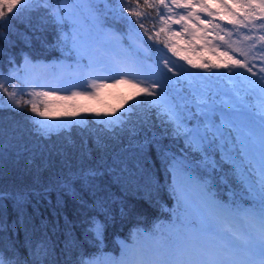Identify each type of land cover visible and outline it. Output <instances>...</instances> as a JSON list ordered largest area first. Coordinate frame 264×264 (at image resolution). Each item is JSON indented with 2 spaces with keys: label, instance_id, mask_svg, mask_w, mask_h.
<instances>
[{
  "label": "snow or ice",
  "instance_id": "1",
  "mask_svg": "<svg viewBox=\"0 0 264 264\" xmlns=\"http://www.w3.org/2000/svg\"><path fill=\"white\" fill-rule=\"evenodd\" d=\"M53 2L0 0V26L5 21L11 24L25 12L46 8L52 21L59 26L58 46L62 51L68 49L69 55H76L77 80L71 84V88L78 90H71L70 95H58V91L68 89L36 84L27 75L21 77L16 71L10 72L7 77L0 72V80L19 79L24 84L23 88L13 87L9 91L5 83L0 82V93L7 96V103L0 98V107L22 109L27 106L34 114L30 119L35 130L42 137L67 133L65 139L70 140L74 128H84L85 131L79 134L94 136L97 141H101L104 132L113 133L117 128L127 127L139 109H155L164 135L183 143L178 153L160 148L161 161L166 171L173 175L171 190L177 200L167 236L162 234L151 250H146L134 238L132 244L123 246L120 258L114 259L112 264H264V102L258 113L257 157L253 130L246 124L238 125L227 118L218 122L214 116L216 106L210 103V93L191 88L194 81L207 83L212 79L226 78L236 91L237 101L240 99L241 89L237 87L240 81L246 82L250 90L259 88L264 96V47H257V43H264V34L254 35L257 30L264 32V0H232L233 7L226 0H143V4L140 0H123V3L116 0L117 7L109 11L118 12L119 19H125L122 15L124 11L136 17L138 27L143 29V36L152 41V45H147L143 36L136 31V25L126 21L130 31L144 45L145 55L125 56L116 63L106 59V54L116 53L115 48L101 44L95 38V33L106 31L105 18L97 0H56L58 6H53ZM61 4L63 7L59 6ZM81 5H86L83 16L79 14ZM213 7L220 10L213 11ZM234 7L240 10L239 14L233 10ZM148 9H155L157 13L151 29L143 22V17L150 15L146 11ZM217 18L227 20L232 26L227 30L228 36H240V29L243 28L246 34L242 35V41L252 43L248 47H233L236 42L226 40L222 34L226 30L217 22ZM257 21L262 23L258 25ZM173 25H178L179 29L174 30ZM162 34L166 39H162ZM173 40H184L193 52L206 50L215 58L206 60L201 56L198 62H194L188 56L181 55V49ZM158 44L163 47H154ZM230 51L239 52L243 60L230 54ZM148 53H152V56L149 57ZM172 57L185 61L191 69H199L210 75L202 76L200 72L189 71ZM220 57L225 59L221 60ZM85 58L88 63L83 65L80 61ZM149 59L151 63H148ZM24 65L26 69L34 66L27 56ZM237 68L244 71H234ZM111 72L117 75L100 74ZM245 73L253 77L259 73V76L257 80H251ZM109 80L112 82L108 83ZM122 84L136 90L132 99L141 93L145 98L136 100L120 115L113 112L111 116L114 118H107L109 114L105 113L106 118L98 120L103 127L95 132L87 127L90 122L76 119L78 113L75 111L63 113L71 119L61 123L45 122V118L52 114L50 101L78 97L94 99L101 89ZM25 95L31 99H24ZM236 106L239 107V104ZM95 115L99 118L101 114ZM194 170H203L204 173L196 179V183L204 193L205 210L194 208L183 194L184 182L191 179ZM217 173L226 184L231 173L240 189L239 192L233 191V196L238 197L242 192L251 197V207L241 210L235 206V200L231 204L219 201L213 193ZM123 211L122 208V214ZM89 231L103 244L104 223L94 219ZM46 255V250L41 253L37 249L33 253L35 264H44L42 257ZM0 264L19 262L15 258L6 259L0 252ZM81 264L98 262L90 259L81 261Z\"/></svg>",
  "mask_w": 264,
  "mask_h": 264
},
{
  "label": "trees",
  "instance_id": "2",
  "mask_svg": "<svg viewBox=\"0 0 264 264\" xmlns=\"http://www.w3.org/2000/svg\"><path fill=\"white\" fill-rule=\"evenodd\" d=\"M97 2L106 29L115 31L129 49L137 47L138 51H143L144 45L126 22L136 25V31L143 36L137 18L124 11L125 19H119L118 12L109 11L117 7L116 0H107V4L105 0ZM140 3L143 4V0ZM53 6H57L56 0ZM233 10L239 14V10ZM146 11L150 15L143 17V22L151 29L157 13L155 9ZM65 28L67 30L68 26ZM134 35L132 39L138 41L141 49L131 45L133 41L129 36ZM59 36V26L52 21L46 8L25 12L11 24L2 22L0 72L5 77L13 71L20 75L25 56L31 62H68L72 57L68 49L62 51L58 46ZM162 39H166L163 34ZM143 40L152 45L146 36ZM172 42L177 43L182 56L190 58L186 47L175 40ZM199 53L206 60L212 58L206 50L196 51V55ZM147 55L151 57L152 53ZM191 70L202 76L210 75L199 69ZM227 81L226 78L202 84L194 81L191 88L208 91L210 103L220 110L219 89L231 88ZM4 83L9 91L13 87L23 88L19 79ZM0 98L7 103L6 95L0 93ZM23 98L30 99L26 95ZM128 98L119 115L145 97L142 94L135 99ZM81 100L79 105L85 104L86 100ZM261 104L253 108H260ZM32 117L34 114L27 106L22 109L0 107V252L6 259L15 258L19 264H35L33 253L39 249L41 253L47 251L46 257H42L44 264H81V261L97 257L117 256L135 237L156 242L162 234L167 236L165 226L173 219L177 201L171 190L172 173L166 171L161 161L160 148L178 153L183 143L164 135L155 109H139L127 127L117 128L113 133L104 132L101 141L91 135L81 136L79 133L85 131L84 128H74L70 140L65 139L67 133L42 137L36 132ZM76 119L90 122L87 127L94 132L103 127L98 122L103 117L78 114ZM191 174L196 178L204 175L203 170H194ZM227 179L226 184L217 173L213 193L227 204L235 200L239 209L251 207V197L242 192L238 197L233 196V191L240 189L231 173ZM94 219L105 224L103 244L89 231Z\"/></svg>",
  "mask_w": 264,
  "mask_h": 264
},
{
  "label": "rangeland",
  "instance_id": "3",
  "mask_svg": "<svg viewBox=\"0 0 264 264\" xmlns=\"http://www.w3.org/2000/svg\"><path fill=\"white\" fill-rule=\"evenodd\" d=\"M230 4H232V0H227ZM98 4V2H97ZM62 5V4H61ZM210 5H212L210 3ZM58 6V5H57ZM60 6V5H59ZM63 7V5H62ZM86 7V5H81L80 6V12L79 14L81 16L85 15V13L83 12V9ZM235 8V7H234ZM236 10H239L238 8H235ZM220 10L216 7V11ZM178 11H183V10H178ZM240 13V10H239ZM202 18L204 17L203 14H201ZM218 23H220L222 25V27L226 30L225 33H222L225 35L226 40L227 39H231L232 41L236 42L233 44V47H237V48H241V47H248L252 42H243L241 37L243 34H246V30L241 28L240 29V36L237 35H231L228 36L227 35V30L231 29L232 26L229 25L227 23V21L225 20L224 23H221L219 20L217 21ZM258 25L260 23H262V21H257L256 22ZM86 25L88 27H90V25L88 24V22L86 21ZM174 30H178L179 26L178 25H173L172 26ZM70 34V32H69ZM264 34V32H261L260 30H257L254 35L258 36ZM130 39L134 42L135 45H138L139 48L141 49L140 45L138 44V41H134L132 38L136 37V35L134 36H129ZM95 38L96 41L104 44V45H111L113 48H115L116 53L115 54H106V59H109L112 63H116L118 60H122L123 57L125 56H131V55H135V53H143L144 51H138L137 48L132 47V49H129L127 47H124L123 45L120 44V40L121 37H119V35L113 31L112 29H106V31H102L99 33H95ZM209 39H211V37H209ZM214 43H220L218 41H214ZM179 45H182L183 47H186L185 49L188 50V52H190L191 55L190 56L191 59H193L194 62H198L200 59V54L196 55V52H193L189 46H187L184 43V40H180L179 41ZM131 47V46H130ZM257 47H264V43H257ZM200 48V45H197V49ZM199 52V51H198ZM144 54V53H143ZM230 54L236 56L237 53H232L230 51ZM171 55V54H170ZM72 57L71 60H68V62L66 61H60V60H50V61H34L32 62V65L34 66H29L27 69L24 67L22 68V73L20 71V76L23 77L25 75H27L28 79L36 84H41V85H46L49 87H55V88H62V89H68V90H61L58 91V95H70V91L71 90H78V89H72L71 88V84L76 82L77 80V75L75 73V68H76V55L71 54L69 55ZM212 58L213 54L211 53ZM236 58H239L236 56ZM173 60L176 61L177 64H182L185 68H188L189 71H192L190 66H188L186 64V62L183 60H180L177 57H172ZM221 60L225 59L223 57H220ZM241 59V58H239ZM73 60V62H71ZM242 60V59H241ZM71 62V63H69ZM81 64L86 65L88 63V60L85 58L83 60L80 61ZM148 63H151V59L148 61ZM257 63V67H259V63ZM71 66V67H69ZM239 70L244 71L243 69H235V71L239 72ZM19 71V70H18ZM101 75H105V76H112L115 77L117 75L116 72H111V73H100ZM248 77L251 80H257V77H253L251 76V74L247 73ZM245 73V75H247ZM171 75V74H170ZM128 78V77H126ZM5 80H2L0 82L4 83ZM108 83H111L112 81L109 80L107 81ZM246 83V82H244ZM202 84V83H201ZM242 84L239 82V84L237 85V87L241 86ZM233 86V85H232ZM247 88H244L245 90L240 91L239 96L240 99L237 101L235 99L236 97V91L233 88H230L231 91L228 93L229 89L226 90V88L224 89H219L220 92V97H218V101L219 104H222L225 106L226 108V113L229 112L232 109L233 114H237L236 110H241L243 109L244 105L250 106L251 101L255 102V104H258L259 102H264L262 99H264V96L262 95H257L254 96L251 101L250 99H247L248 97V90H250L249 85L246 83ZM24 87V84H23ZM91 89H89L90 91ZM257 93H261L259 88H255L254 89ZM136 92L135 89L129 87L128 85H119L117 87H110V88H104L101 89L97 95L96 98L92 99H85L82 97H78L76 99L73 100H53L50 101L52 107H51V116L46 117L45 118V122L47 123H52V124H57V123H61L62 121L65 120H69L71 119L70 117H67L65 115H63V113L65 112H77L78 114H90L91 116L95 115V113H100V117H103L104 119L105 117V113L109 114V116L107 118L111 119L114 118L111 116V114L113 112H115L116 115H119L118 112L121 111L126 103L127 100L129 99L128 97H132L133 94ZM142 95V93L140 94ZM139 95V96H140ZM228 95V96H227ZM230 95V96H229ZM233 95V97H231ZM246 95V98L244 99ZM262 98V99H261ZM31 99V98H30ZM84 99L85 104L83 105H79V100ZM247 101V102H246ZM80 102H83V100H81ZM90 102V103H89ZM239 104V107H237L236 105ZM218 111H216L214 113L215 118H217L216 120L219 122L223 117V111L221 112V110L217 109ZM220 113V115H219ZM235 115H232L231 117H233ZM39 119V118H38ZM227 119L230 120V118L228 117ZM259 125V121L257 122ZM244 124V123H242ZM247 126L249 128H251L255 134V143H256V152H257V157H258V148H259V131L256 129L255 125H253V123L251 121H249V123L247 124ZM183 194L184 197L186 198V200L194 207V208H199L201 210H205L206 209V205H205V200H204V193L201 192L200 188L198 187L197 183H196V178L194 176L191 175V179H186L184 182V188H183ZM168 224H166L165 228L166 231L168 230ZM139 243L146 249V250H151L152 247L154 246L155 242H149L150 246H146V244H144V241L142 240H138ZM120 256L118 258H114L111 256H107L106 258H104V262H98V264H112L114 259H119Z\"/></svg>",
  "mask_w": 264,
  "mask_h": 264
}]
</instances>
